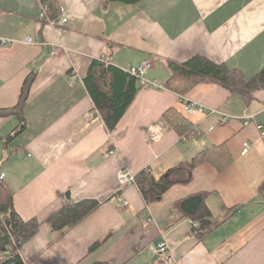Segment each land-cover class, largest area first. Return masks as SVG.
Listing matches in <instances>:
<instances>
[{
    "label": "crops",
    "instance_id": "obj_1",
    "mask_svg": "<svg viewBox=\"0 0 264 264\" xmlns=\"http://www.w3.org/2000/svg\"><path fill=\"white\" fill-rule=\"evenodd\" d=\"M56 1L66 11L64 25L40 18L45 0H0V110L17 106L26 80L35 76L21 113L25 129L11 138L21 117L0 116V173L19 215L41 223L20 250L24 263L264 264V88L244 95L205 80L181 96L165 87L168 62L195 56L225 64L245 81L256 78L264 69V0ZM29 38L40 42L29 44ZM3 39L12 43L3 46ZM58 47L63 50L53 55ZM98 59L127 72L151 60L147 79L163 86L139 82L112 132L84 83ZM183 101L218 113L186 116ZM170 109L195 127L192 135H179L165 121ZM223 116L228 121L221 124ZM245 143L250 150L243 155ZM205 151L212 158L159 202L147 204L135 185L120 189L121 170H150L158 179L176 169L171 179L186 180L189 172L177 168ZM199 192L207 193L216 221L233 213L202 240L174 207ZM120 198L130 205L123 207ZM83 200L100 206L59 237L47 219ZM163 238L166 255L151 249Z\"/></svg>",
    "mask_w": 264,
    "mask_h": 264
},
{
    "label": "trees",
    "instance_id": "obj_2",
    "mask_svg": "<svg viewBox=\"0 0 264 264\" xmlns=\"http://www.w3.org/2000/svg\"><path fill=\"white\" fill-rule=\"evenodd\" d=\"M135 3L138 0H108ZM49 5V17L55 20L60 15L56 0H45ZM170 78L165 87L181 96H185L194 86L209 80L232 91L250 95L254 90L264 88V69L251 81H245L242 74L225 64H217L212 60L195 56L189 61L178 64L168 62ZM35 76L29 77L22 89L17 106L0 110V116L17 115L21 118L19 127L15 130L14 138L25 129L22 111L27 102L31 84ZM86 89L91 96L95 110L102 118L107 130L112 132L132 106L142 86L136 77L107 63L104 59L92 62L89 73L84 79ZM184 102V101H183ZM165 121L181 136L192 135L195 127L183 118L176 110L170 109L164 114ZM211 157L210 152H202L191 162L183 163L177 170L189 172L186 180H172V169L160 178H156L150 170H142L135 175V186L147 204L159 202L164 195L178 183H189L194 170ZM264 184V183H263ZM264 186V185H263ZM207 193L199 192L187 196L174 204L184 217L192 220V233L202 240L217 228L233 213H229L223 221H216L207 206ZM100 203L96 200H83L77 203H67L48 219L47 224L59 237L78 226L83 220L95 212ZM236 209L233 211L235 212ZM41 223L37 219L24 220L14 206V193L4 180H0V264H24L20 250L37 236ZM107 238L94 243L88 253L98 250ZM93 264H108L95 262Z\"/></svg>",
    "mask_w": 264,
    "mask_h": 264
},
{
    "label": "built area",
    "instance_id": "obj_3",
    "mask_svg": "<svg viewBox=\"0 0 264 264\" xmlns=\"http://www.w3.org/2000/svg\"><path fill=\"white\" fill-rule=\"evenodd\" d=\"M61 14H60V19L59 20H52L49 18V5L47 3H43L41 7V12H40V18L42 20H47V25L55 26L58 24H66L68 22L67 14L64 8H61ZM34 42L39 43L40 41H34L33 38H29L27 40V43L33 44ZM12 43V40L9 39H3L2 45L3 46H8ZM61 50H63V47H58L54 48L52 54L53 55H58ZM152 67V62L151 60H147L143 62L140 66L138 67H133L131 68L128 72L136 77L140 84L144 87L146 86H152L155 89H160L163 88V86L159 85L156 82H150L147 79V72L149 69ZM76 79V77H74ZM183 113L186 116L193 117L198 115L199 113H207V114H215L218 113L216 109H211L208 108L204 105L198 104L196 102H190V101H184L183 102V107H182ZM94 116V113H91L88 117V120H92ZM228 121V118L223 116L221 119V124L226 123ZM264 136V133H263ZM250 150V144L245 143L244 148H243V155H246L248 151ZM6 175L4 173H0V180H4ZM118 179H119V185L120 189L129 187V186H134L135 185V175L130 173L127 170H121L119 171L118 174ZM119 202L122 204L123 207H127L130 205L129 201L124 200L123 198L119 199ZM148 222H152V219L149 218ZM154 252L161 254V255H166L168 252H170V246L168 242L166 241L165 238L162 239L161 243L158 245L157 248H151ZM25 264V263H24Z\"/></svg>",
    "mask_w": 264,
    "mask_h": 264
}]
</instances>
